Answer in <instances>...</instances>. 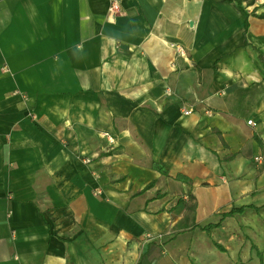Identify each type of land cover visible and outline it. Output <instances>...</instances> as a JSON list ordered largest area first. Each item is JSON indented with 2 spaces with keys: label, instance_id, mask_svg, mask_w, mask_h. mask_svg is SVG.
Masks as SVG:
<instances>
[{
  "label": "crops",
  "instance_id": "obj_1",
  "mask_svg": "<svg viewBox=\"0 0 264 264\" xmlns=\"http://www.w3.org/2000/svg\"><path fill=\"white\" fill-rule=\"evenodd\" d=\"M110 3L0 0V264H264V0Z\"/></svg>",
  "mask_w": 264,
  "mask_h": 264
},
{
  "label": "trees",
  "instance_id": "obj_2",
  "mask_svg": "<svg viewBox=\"0 0 264 264\" xmlns=\"http://www.w3.org/2000/svg\"><path fill=\"white\" fill-rule=\"evenodd\" d=\"M221 1H229V2H232L234 3L237 8L239 10L242 11V13L244 14L245 18H247V12L245 10V7L243 6V3L246 2V4L249 6V5H253L255 3V0H221ZM247 24V23H246ZM153 167L159 171H161L163 174H170L169 173V170L167 168H165L162 164L158 163V162H153L152 163ZM174 177L176 179H179V180H182V181H189V178L184 175V174H181V173H177L174 175ZM243 210V208H232L230 209L229 211L227 212H224V217L225 216H231L233 215L235 212H241ZM224 218H221L220 220L216 221V222H210V223H207V224H204L202 225V228L209 234L211 235L212 234V231L219 228L222 224V221H223ZM214 244L221 250H224V247L219 244L217 241H213Z\"/></svg>",
  "mask_w": 264,
  "mask_h": 264
},
{
  "label": "built area",
  "instance_id": "obj_3",
  "mask_svg": "<svg viewBox=\"0 0 264 264\" xmlns=\"http://www.w3.org/2000/svg\"><path fill=\"white\" fill-rule=\"evenodd\" d=\"M120 12H121L120 0H111L110 6L108 8V15H107L108 21L114 22L116 20V18L118 17ZM172 45L178 50V52L181 55H183V56L187 55V49L183 45H181L179 43H173ZM167 93L172 94L171 89H167ZM182 110H183V113L185 115H190L194 112L193 107L191 105H188V104H184L182 106ZM248 123L251 125L256 124L252 119H249ZM148 237L151 238L150 235H148Z\"/></svg>",
  "mask_w": 264,
  "mask_h": 264
},
{
  "label": "rangeland",
  "instance_id": "obj_4",
  "mask_svg": "<svg viewBox=\"0 0 264 264\" xmlns=\"http://www.w3.org/2000/svg\"><path fill=\"white\" fill-rule=\"evenodd\" d=\"M220 215H221V213H220ZM218 219H219V217L216 220H218Z\"/></svg>",
  "mask_w": 264,
  "mask_h": 264
}]
</instances>
